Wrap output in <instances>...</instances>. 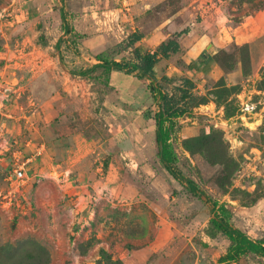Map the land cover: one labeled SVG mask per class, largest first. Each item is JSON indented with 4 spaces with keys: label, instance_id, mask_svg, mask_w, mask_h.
<instances>
[{
    "label": "rangeland",
    "instance_id": "1",
    "mask_svg": "<svg viewBox=\"0 0 264 264\" xmlns=\"http://www.w3.org/2000/svg\"><path fill=\"white\" fill-rule=\"evenodd\" d=\"M136 31L142 54L181 44L154 71L178 97L184 78L195 82L199 100L183 99L190 112L166 123L167 143L203 194L159 155L150 79L78 74L136 59ZM107 77L117 91L100 84ZM246 102L254 109L242 113ZM2 132L39 154L21 198L0 197V264H264L222 262L233 242L212 222L264 239V0H0ZM7 165L0 157V189Z\"/></svg>",
    "mask_w": 264,
    "mask_h": 264
},
{
    "label": "trees",
    "instance_id": "2",
    "mask_svg": "<svg viewBox=\"0 0 264 264\" xmlns=\"http://www.w3.org/2000/svg\"><path fill=\"white\" fill-rule=\"evenodd\" d=\"M64 14L62 13V16ZM65 19V16H64ZM66 31L69 32V27L66 28ZM185 32V31H184ZM143 33L139 31L134 32L129 39L130 46L134 49V53L136 55V59H130L127 61H117L112 59H104L99 63H96L91 68L87 70L80 71L78 74L87 76L92 73L97 68H103L105 71L109 72L111 70H132L137 71L141 74L143 78H148L152 82V90L157 96V100L159 101V109L156 112L149 111V116L155 120L157 125L156 130V139L160 145L159 147V155L162 161L165 163L167 169L170 173L178 180L186 182L188 187L196 192L203 194L200 191L197 183L189 178L182 177L179 175L172 163L176 159L173 155L172 150L169 148L167 141L170 138L171 131L166 126V123L170 122L175 118H179L188 114L190 111L188 107L183 103V99L189 98L193 102L199 100V96L195 94V82L191 78H184L182 80V84L177 88L182 93V97H178L174 93H168L165 91V85L163 81H168V77H162L161 79L157 77L154 71L155 65L161 59H167L173 53H178L180 51L181 45L178 38H171L168 41L162 42V44L158 47L157 50L153 52H149L146 54H142L139 49L136 47L135 43L143 38ZM180 36V34L178 35ZM60 43H57V47L60 48ZM187 67L194 72H199L202 69L195 62L187 64ZM104 88L108 90V92L113 93V91H117V89L109 84V77L103 79L100 83ZM121 102V101H119ZM122 104H126L122 102ZM161 143L163 148L161 149ZM218 206V204H214V207ZM219 209L221 212L226 213L225 206L220 205ZM213 224L220 229L225 235H227L233 242L229 251L220 257L222 262H232L237 260L242 255H250L255 254L264 257V239L254 240L243 230L234 227L225 219V217H221L219 215H215L212 218Z\"/></svg>",
    "mask_w": 264,
    "mask_h": 264
},
{
    "label": "built area",
    "instance_id": "3",
    "mask_svg": "<svg viewBox=\"0 0 264 264\" xmlns=\"http://www.w3.org/2000/svg\"><path fill=\"white\" fill-rule=\"evenodd\" d=\"M242 93L239 94V97ZM248 100V99H247ZM244 105L241 110L245 111L253 110V104L242 103ZM254 113H257L255 111ZM18 139L10 137L7 133L2 132L0 138V157L7 161L8 165L5 169V187L0 189V197L7 198L9 203L17 202L22 194L30 177L28 176V164L31 162L30 157L25 155L24 145L18 143ZM24 158L22 161L19 158Z\"/></svg>",
    "mask_w": 264,
    "mask_h": 264
},
{
    "label": "crops",
    "instance_id": "4",
    "mask_svg": "<svg viewBox=\"0 0 264 264\" xmlns=\"http://www.w3.org/2000/svg\"><path fill=\"white\" fill-rule=\"evenodd\" d=\"M236 32V35H237V41H239L240 40V36H241V32H240V29H236L235 30ZM242 40H244V37H242ZM205 43V40H204V38H201V39H199L198 40V43L195 45V47H193L192 48V50H194V52L196 53V51L197 50H200L201 49V47H202V44H204ZM181 45V44H180ZM195 53H192V54H194L195 55ZM192 62H194V61H189L187 64H190V63H192ZM189 70H191V69H189ZM182 71H184L183 69H182ZM191 71H193V70H191ZM194 72V71H193ZM247 93V92H246ZM243 94V93H242ZM247 96L249 97V94L247 93ZM215 104V103H214ZM215 111H219L220 112V110L219 109H217V105L215 104V109L214 110H212V112H215ZM6 115L7 116H9V117H11L12 118V114H9V113H6ZM29 145H31L30 146V148H27V147H25L24 148V152H25V155L26 156H28V157H30V163L28 164V172H29V170H32L31 168V163L37 158V156H38V151H39V147L37 146V144L34 142V141H30L29 142ZM45 145H43L42 147H44ZM28 149H30V150H28ZM28 184H29V182H28ZM78 220L81 222V221H83V222H87V218H83V217H79L78 218Z\"/></svg>",
    "mask_w": 264,
    "mask_h": 264
},
{
    "label": "water",
    "instance_id": "5",
    "mask_svg": "<svg viewBox=\"0 0 264 264\" xmlns=\"http://www.w3.org/2000/svg\"><path fill=\"white\" fill-rule=\"evenodd\" d=\"M163 148V146H162V143H161V149Z\"/></svg>",
    "mask_w": 264,
    "mask_h": 264
}]
</instances>
